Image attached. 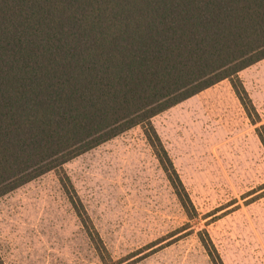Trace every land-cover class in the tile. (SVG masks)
I'll return each instance as SVG.
<instances>
[{
    "label": "trees",
    "instance_id": "obj_1",
    "mask_svg": "<svg viewBox=\"0 0 264 264\" xmlns=\"http://www.w3.org/2000/svg\"><path fill=\"white\" fill-rule=\"evenodd\" d=\"M264 59V0H0V196L48 172L99 258L106 247L63 169L139 125L185 215L198 212L151 118ZM264 149V125L255 127ZM212 264H224L206 229Z\"/></svg>",
    "mask_w": 264,
    "mask_h": 264
},
{
    "label": "rangeland",
    "instance_id": "obj_2",
    "mask_svg": "<svg viewBox=\"0 0 264 264\" xmlns=\"http://www.w3.org/2000/svg\"><path fill=\"white\" fill-rule=\"evenodd\" d=\"M239 77L259 115L252 124L227 79L151 122L198 216L188 219L137 125L63 164L107 256L101 260L48 171L0 196V264H264V59Z\"/></svg>",
    "mask_w": 264,
    "mask_h": 264
}]
</instances>
